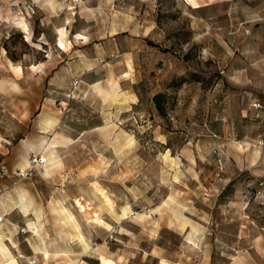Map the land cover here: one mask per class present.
<instances>
[{"label": "rangeland", "instance_id": "1", "mask_svg": "<svg viewBox=\"0 0 264 264\" xmlns=\"http://www.w3.org/2000/svg\"><path fill=\"white\" fill-rule=\"evenodd\" d=\"M61 2L0 0V130L61 116L0 264H264V0Z\"/></svg>", "mask_w": 264, "mask_h": 264}, {"label": "crops", "instance_id": "2", "mask_svg": "<svg viewBox=\"0 0 264 264\" xmlns=\"http://www.w3.org/2000/svg\"><path fill=\"white\" fill-rule=\"evenodd\" d=\"M60 32V29H59ZM60 34V33H59ZM61 38V37H60ZM59 38V40H60ZM20 67V66H19ZM21 68V67H20ZM44 108L41 109V114L44 113ZM49 115V114H47ZM18 121H21L20 114H18ZM61 118L60 114H55L54 117H45L43 121H41L26 135L20 136L16 142H12L13 135L12 134H3L0 130V164L6 163L8 166L13 168H22L24 169L25 164H28V156L30 153L34 154H43L46 156L49 150H51L52 142L55 139L49 137L50 130L54 127L56 123H58ZM52 136V135H51ZM57 141V140H56ZM46 167H42L39 170H36L35 175L40 173L47 172V175H50L53 167L49 160ZM26 180H32L26 178ZM3 177H0V184H2ZM0 203L4 204L5 201L0 199ZM20 208V218L22 223L27 226L30 222L26 219L30 214V204L28 202V198L25 193H22L19 196V199L14 204H5L3 207H0V217H2L0 221V229L6 227L9 220L12 218L11 212ZM27 213V215H25ZM3 245L7 248L5 241L3 240ZM8 249V248H7ZM2 251V250H1ZM4 256V254H3Z\"/></svg>", "mask_w": 264, "mask_h": 264}, {"label": "clouds", "instance_id": "3", "mask_svg": "<svg viewBox=\"0 0 264 264\" xmlns=\"http://www.w3.org/2000/svg\"><path fill=\"white\" fill-rule=\"evenodd\" d=\"M18 2V0H17ZM32 2L34 4H38L40 5L41 7H46V6H49L50 4V0H48V2L46 4H41V0H32ZM187 2L193 7H197V5L195 4L194 0H187ZM82 3V0H62V2L57 5V8L60 10V11H63L64 9H68V12H69V15H68V18H67V24L68 25H71L74 21L72 19V17L75 15V13L72 12V9L74 7H76L77 5H80ZM87 11L91 12L92 10L91 9H88ZM24 39L28 42L31 41L32 39V35L31 33H29L28 35H26L24 37ZM79 39H83L85 41H87L89 39L88 36H80ZM40 40L43 41L44 40V37L43 35H41L40 37ZM33 48H38L39 46L36 45V44H33L32 45ZM3 50L0 49V52H2ZM42 51V49H41ZM48 59L50 60L51 59V53L48 54ZM45 67V64L44 63H39L36 65V68L33 69V72L37 71V70H41ZM25 168H28V167H35L37 170H39L40 168L42 167H46L45 166V163H44V159L42 158L41 161L39 163H34L33 165H29V164H25L24 166ZM21 174H24L23 173V169L21 170ZM41 175L43 176H47V172L45 171L44 173H41ZM25 215H27V213H25ZM46 223V222H45ZM32 228H33V225L31 223L28 224V227L27 228H24V229H21V231H32ZM32 235L37 237L38 239H40L41 241L47 239V233L43 232V225H41V230L39 232L37 231H33L32 232ZM4 239H9L10 242H11V238L9 236H2L0 235V250H2L5 254V256L8 255L7 253V249L3 247V240ZM13 247H16L15 244L12 245ZM9 264H16V261L15 260H11L9 259ZM31 264H35V261L33 260L31 262Z\"/></svg>", "mask_w": 264, "mask_h": 264}, {"label": "built area", "instance_id": "4", "mask_svg": "<svg viewBox=\"0 0 264 264\" xmlns=\"http://www.w3.org/2000/svg\"><path fill=\"white\" fill-rule=\"evenodd\" d=\"M78 82H79V80L75 79L73 81V85H76ZM253 107L259 108V107H261V104L259 102H254ZM42 158L44 159V163L46 164V157L43 154L32 153L30 158H29V163H30V165H33L34 163H39ZM21 170H22V168H16V170L13 173L15 175H19V176H27V175H31L32 171H36L37 169L35 167L25 168V169H23L24 174H21ZM6 175H8V168L6 165H1L0 166V176H6ZM1 219H2V217H0V221H1ZM195 264H199V262H196Z\"/></svg>", "mask_w": 264, "mask_h": 264}, {"label": "trees", "instance_id": "5", "mask_svg": "<svg viewBox=\"0 0 264 264\" xmlns=\"http://www.w3.org/2000/svg\"><path fill=\"white\" fill-rule=\"evenodd\" d=\"M152 101L158 111V113L162 114L164 112V94L163 93H156L153 98Z\"/></svg>", "mask_w": 264, "mask_h": 264}, {"label": "bare ground", "instance_id": "6", "mask_svg": "<svg viewBox=\"0 0 264 264\" xmlns=\"http://www.w3.org/2000/svg\"><path fill=\"white\" fill-rule=\"evenodd\" d=\"M48 159H49V162H51L52 161V156L50 155V158H48ZM47 163H48V161H47V158H46V164H45V166L47 165ZM28 164L30 165L29 160H28Z\"/></svg>", "mask_w": 264, "mask_h": 264}]
</instances>
